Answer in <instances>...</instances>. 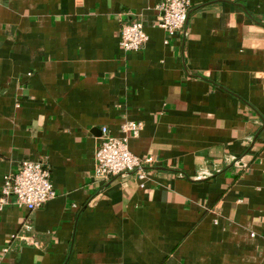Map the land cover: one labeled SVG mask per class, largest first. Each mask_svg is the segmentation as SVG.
I'll list each match as a JSON object with an SVG mask.
<instances>
[{"label": "crops", "instance_id": "1", "mask_svg": "<svg viewBox=\"0 0 264 264\" xmlns=\"http://www.w3.org/2000/svg\"><path fill=\"white\" fill-rule=\"evenodd\" d=\"M162 1L0 0V189L29 160L56 192L0 206V264H264V0H188L171 36ZM134 20L148 41L124 53ZM125 122L142 186L93 178Z\"/></svg>", "mask_w": 264, "mask_h": 264}, {"label": "built area", "instance_id": "2", "mask_svg": "<svg viewBox=\"0 0 264 264\" xmlns=\"http://www.w3.org/2000/svg\"><path fill=\"white\" fill-rule=\"evenodd\" d=\"M191 4L188 0H163L156 8L158 15L157 27L168 36L179 33L187 22ZM148 37L138 20L124 24L118 36V46L124 53H137L144 49ZM142 129L140 123L125 122L121 125L123 134L120 138L108 135L107 129H102V141L94 153L93 178L97 182H106L124 173H136L135 177L142 186L148 172L147 167L153 163L152 157L141 159L133 155L128 148V139L136 137ZM56 192L50 180V169L43 162L24 160L14 173L3 178L0 189V206L12 205L29 212L40 209L54 199ZM11 198V203L9 199ZM28 235L20 239L27 246H35L37 242L30 235L29 225L24 227ZM253 237V234L250 235ZM7 247L2 253H7Z\"/></svg>", "mask_w": 264, "mask_h": 264}]
</instances>
